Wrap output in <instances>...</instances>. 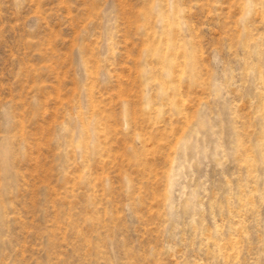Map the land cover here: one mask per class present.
Here are the masks:
<instances>
[{"label": "rangeland", "instance_id": "obj_1", "mask_svg": "<svg viewBox=\"0 0 264 264\" xmlns=\"http://www.w3.org/2000/svg\"><path fill=\"white\" fill-rule=\"evenodd\" d=\"M0 264H264V0H0Z\"/></svg>", "mask_w": 264, "mask_h": 264}, {"label": "bare ground", "instance_id": "obj_2", "mask_svg": "<svg viewBox=\"0 0 264 264\" xmlns=\"http://www.w3.org/2000/svg\"><path fill=\"white\" fill-rule=\"evenodd\" d=\"M169 56V55H168ZM235 258V257H234Z\"/></svg>", "mask_w": 264, "mask_h": 264}]
</instances>
